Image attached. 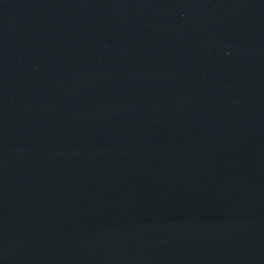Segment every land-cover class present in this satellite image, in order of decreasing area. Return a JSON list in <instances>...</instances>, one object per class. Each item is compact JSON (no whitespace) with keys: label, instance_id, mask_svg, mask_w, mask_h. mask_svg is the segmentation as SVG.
<instances>
[{"label":"water","instance_id":"water-1","mask_svg":"<svg viewBox=\"0 0 264 264\" xmlns=\"http://www.w3.org/2000/svg\"><path fill=\"white\" fill-rule=\"evenodd\" d=\"M0 264H264V0H0Z\"/></svg>","mask_w":264,"mask_h":264}]
</instances>
